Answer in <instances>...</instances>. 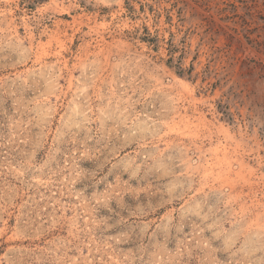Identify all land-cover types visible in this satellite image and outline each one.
Instances as JSON below:
<instances>
[{
  "label": "rangeland",
  "instance_id": "obj_1",
  "mask_svg": "<svg viewBox=\"0 0 264 264\" xmlns=\"http://www.w3.org/2000/svg\"><path fill=\"white\" fill-rule=\"evenodd\" d=\"M0 264H264V0H0Z\"/></svg>",
  "mask_w": 264,
  "mask_h": 264
},
{
  "label": "trees",
  "instance_id": "obj_2",
  "mask_svg": "<svg viewBox=\"0 0 264 264\" xmlns=\"http://www.w3.org/2000/svg\"><path fill=\"white\" fill-rule=\"evenodd\" d=\"M31 3H33V4H35V3H38V2H41L42 0H29ZM235 9H236V7H234ZM234 9V10H235ZM246 9H250V7H246ZM232 29L235 31V32H238V29L237 28H234V27H232ZM228 45H230V44H228ZM227 47V46H226ZM225 47V48H226ZM230 46H228V48H229ZM227 55H229V53L227 54ZM182 57H180L179 58V60H177V62H178V64H176V65H174L175 66V68H176V72H177V74L178 75H180V76H182V77H186V78H188V79H192V71H193V69H194V67H193V65H191V67L190 68H185L184 66H183V62H182V60H180ZM235 57H233L232 59H234ZM171 62H175V57L173 58V56H172V58H171V60H170ZM246 61V60H245ZM244 61V66L246 65V62ZM231 64L233 65V63L231 62ZM227 113H226V115H229V113H228V111H226ZM228 120H232V119H230V117H228Z\"/></svg>",
  "mask_w": 264,
  "mask_h": 264
}]
</instances>
